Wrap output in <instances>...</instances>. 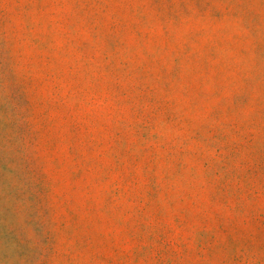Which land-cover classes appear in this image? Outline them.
<instances>
[{"label":"rangeland","instance_id":"374dc122","mask_svg":"<svg viewBox=\"0 0 264 264\" xmlns=\"http://www.w3.org/2000/svg\"><path fill=\"white\" fill-rule=\"evenodd\" d=\"M0 264H264V0H0Z\"/></svg>","mask_w":264,"mask_h":264}]
</instances>
